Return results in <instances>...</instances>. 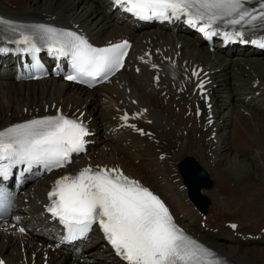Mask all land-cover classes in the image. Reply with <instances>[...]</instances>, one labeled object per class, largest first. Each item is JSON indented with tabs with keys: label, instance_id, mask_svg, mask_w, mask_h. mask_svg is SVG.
<instances>
[{
	"label": "bare ground",
	"instance_id": "1",
	"mask_svg": "<svg viewBox=\"0 0 264 264\" xmlns=\"http://www.w3.org/2000/svg\"><path fill=\"white\" fill-rule=\"evenodd\" d=\"M104 1L0 0V12L7 16L36 18L45 22L53 20L65 25L78 21L80 24L77 26L85 27L97 42L126 30L142 32L133 42L134 46H143L144 41H149L154 47H166L165 53L180 41V63L186 59L187 63L197 62L209 69L212 81L207 88L211 87L212 91L214 122L203 123L202 118L198 126L197 116L184 115L183 107L173 112L171 105H161L160 102V92L165 89V93L169 92L167 85L156 88L144 73L122 70L113 90L123 98L122 106L135 98L137 103L134 105L152 106L150 113L154 120L148 127L156 138L148 140L125 129L107 131L109 126L117 123L113 119L116 115L111 103L113 98L108 96L109 99L105 100L107 94H100V91H109L107 85L85 89L58 77L31 82L14 81L3 74L1 65L0 127L36 111L41 113L38 115L53 112L44 110L47 102L56 101L63 107L70 103L71 109L84 108L86 113L83 117L91 115L89 125L96 129V143L91 148L106 145V150L93 157L94 161L122 162L129 172L162 194L171 205L177 221L188 232L199 236L203 245L231 264H264V51L259 54L257 50L246 47L221 46L219 39L210 45L182 25H176V32L170 26L150 25L135 29L126 20H119L120 12L110 10ZM252 32H259V28ZM172 95L177 104L190 99L185 93L178 97L177 93ZM184 129L187 130L185 134ZM212 131L214 135L209 136ZM161 151L168 152L174 160L185 155L192 157L210 173L207 172L208 179L211 184L214 181V185L201 190V195L209 196L212 201L208 205L204 225L202 214L187 199L185 189L179 188L180 181H173L176 177L170 173H175V161L158 160ZM135 159L138 161L134 162ZM45 185L46 181L42 179L34 187L25 185L24 193L17 195L18 202L12 207L14 215L9 220L0 221V255L8 263L22 258V251L26 255L28 251H37L38 255L45 243L52 245L58 239L52 231L53 225L40 216L38 199ZM25 197L27 201H24ZM221 213H231L233 218L229 221H236L237 227L233 229L227 225V217L221 223ZM12 223L26 226L25 233L11 227ZM246 224L259 228L252 229ZM83 240L86 242L83 245L81 240L76 242L79 246L76 252L68 251L74 248L70 243L60 245L56 251L46 249L50 264H122L108 248H103L102 240L95 232L89 241L88 238ZM99 247H102L101 253L97 252Z\"/></svg>",
	"mask_w": 264,
	"mask_h": 264
},
{
	"label": "snow or ice",
	"instance_id": "2",
	"mask_svg": "<svg viewBox=\"0 0 264 264\" xmlns=\"http://www.w3.org/2000/svg\"><path fill=\"white\" fill-rule=\"evenodd\" d=\"M113 3L142 20L171 21L186 17L185 23L192 27L199 25L198 30L207 38L231 26V31H223L226 42L239 39L245 43L247 31L264 29V0H257L256 7L250 6L253 0H113ZM0 41L15 44L16 51L29 53L34 59L42 47H47L49 55L68 59L72 72L64 79L89 87L123 68L130 47L125 40L98 48L76 31L45 24H19L3 17H0ZM251 42L264 48V42ZM9 51L0 47V53ZM34 67L40 69L38 61ZM198 75L193 69L192 76ZM155 80L159 81V75ZM203 85L201 81L198 87L203 89ZM142 114L135 113L132 118ZM128 119V113L121 117L126 123ZM127 126L142 135H151L134 124ZM89 135L82 119L62 113L8 127L0 131V177L7 178L10 170L21 164L27 166L26 170L39 165L49 172L67 167L73 162V154L86 151ZM48 198L47 211L64 225L67 239L84 237L98 224L125 264H227L175 222L160 196L118 167L88 166L75 175H63L54 181ZM231 227L235 229L237 225ZM18 231L23 234L26 230L20 227ZM0 264L4 261L0 260Z\"/></svg>",
	"mask_w": 264,
	"mask_h": 264
},
{
	"label": "rangeland",
	"instance_id": "3",
	"mask_svg": "<svg viewBox=\"0 0 264 264\" xmlns=\"http://www.w3.org/2000/svg\"><path fill=\"white\" fill-rule=\"evenodd\" d=\"M7 114H8V112H7ZM7 116H9V114H8ZM191 154H192L193 156L196 157V153H195V151H192ZM208 173H209V172H208ZM209 174H210V173H209ZM210 177H211V175H210ZM159 178H160V177H159ZM233 184H234V183H233ZM230 186L233 187L232 182L230 183ZM208 197H209V196H208ZM209 198H210V197H209ZM210 202H212V201H210ZM227 214H228L229 216H225V215H227ZM230 216H231V217H230ZM225 217H227V220H228V221H229L230 219L233 218V216H232L231 213H226V214L221 213V214H220V221H221V223L224 222ZM216 222H217V221H216ZM245 226H249V227L252 228V229H258V228H259V226L249 225V224H246Z\"/></svg>",
	"mask_w": 264,
	"mask_h": 264
}]
</instances>
